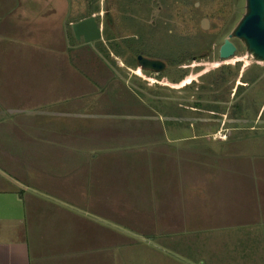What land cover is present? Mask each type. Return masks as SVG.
<instances>
[{
	"label": "crops",
	"instance_id": "crops-1",
	"mask_svg": "<svg viewBox=\"0 0 264 264\" xmlns=\"http://www.w3.org/2000/svg\"><path fill=\"white\" fill-rule=\"evenodd\" d=\"M55 5L0 0V264H134L127 247L148 248L149 263L264 264L261 140L241 152L264 136L263 107L249 115L235 101L248 81L233 103L218 98L231 115L202 107L225 118L213 132L202 113L164 127L136 96L137 109L109 112L117 99L71 79L68 58L65 86L45 77L64 48ZM92 97L98 110L75 109Z\"/></svg>",
	"mask_w": 264,
	"mask_h": 264
},
{
	"label": "rangeland",
	"instance_id": "rangeland-1",
	"mask_svg": "<svg viewBox=\"0 0 264 264\" xmlns=\"http://www.w3.org/2000/svg\"><path fill=\"white\" fill-rule=\"evenodd\" d=\"M160 2L162 3L155 5H136L133 0H54L55 6L59 8L57 18L59 31L55 44L64 48L62 52H58L54 58H51L54 65H59V70L53 66L50 70H45V77L59 78V84L62 86H65L64 82L68 75L71 79L84 80L83 83L89 85H86V88H93L92 92L108 95L109 99H117V102L105 104L107 106L104 108L109 112L119 110L129 112L132 108L137 109L134 104L138 97L145 105L143 110L140 111L139 108L140 112H146L148 107L149 111L154 113L153 116L168 118L164 121V127L176 128L179 125L173 120L176 117L184 116L181 121L188 126L189 124L196 126L200 119L206 117L207 122L211 124V132L214 131H212L213 128H216L215 126L223 124L225 118L221 113L206 111L207 105H216L218 98H227L229 94L233 103L232 96L236 86L242 81H248L249 86L235 97V101L242 98V107L245 106V113L249 115H255L263 107L261 117L264 121V63L258 62L248 53L241 39L230 38L247 12V0H164ZM91 10L93 15L97 16L104 35L99 41L84 43L83 40L73 38L71 25L92 16L89 15ZM107 12L112 17L111 24L107 21ZM204 19L209 21L208 30L201 26ZM153 21H161V27L158 25L159 31L155 33H152L155 29ZM106 36L109 38L107 39ZM136 36L147 44L152 40L161 52H169L172 59L179 54L180 50L186 51V57L188 56L190 61L187 62L183 77L176 75L179 72L175 69L163 73L162 78H156L145 72L141 74L139 70L134 69V59L130 50L123 55L115 54L114 56L110 53L101 54L98 50L106 43L109 46H118L119 42L134 39ZM227 39L235 44L237 51L231 58L222 59L219 51ZM47 42L51 44L50 41ZM66 46L72 49L69 53L66 52L68 51L65 49ZM49 56L51 54H45V58ZM192 56L197 59L193 60ZM67 58L71 66L70 72L74 75L71 73L67 75L68 71L64 69ZM221 71L225 74L227 82L216 87L210 81ZM96 84H98V90ZM75 88L79 96L83 88ZM99 101L100 98L92 97L88 101L77 103L75 109L81 112L96 111L101 104ZM245 102H248V105ZM232 103L227 104L224 101L218 105L225 110L229 108L231 115ZM203 106H206L205 111ZM197 107L199 110L196 109ZM190 112L202 113L204 117L199 114L192 116ZM157 121H155L156 125H158ZM141 123L143 122L139 125ZM238 123L248 124L243 120ZM257 125L262 123L259 122ZM188 126L186 130L189 129ZM197 127L199 128V125ZM220 133L210 137L220 139L223 137ZM255 134L252 133L247 137L249 143L246 146H242L245 143L243 142L241 152L254 155L255 142L260 139L257 147L258 151L263 153L264 136H254ZM258 134H264V132ZM189 144L191 143L188 142ZM233 148L234 146H231L229 150L232 151ZM237 152H239L238 148ZM127 248L131 249H127L126 258L134 259V264H164L162 259L149 263L154 254L148 248ZM159 252L155 251L157 255H161Z\"/></svg>",
	"mask_w": 264,
	"mask_h": 264
},
{
	"label": "water",
	"instance_id": "water-1",
	"mask_svg": "<svg viewBox=\"0 0 264 264\" xmlns=\"http://www.w3.org/2000/svg\"><path fill=\"white\" fill-rule=\"evenodd\" d=\"M208 19L203 20V29L208 30ZM72 30L77 40L92 43L103 38L102 28L96 16L84 18L73 23ZM241 39L248 50L258 62L264 63V0H247V12L230 35V38ZM237 47L230 40H225L220 49V57L228 59L235 55ZM143 67H156L157 63L142 59Z\"/></svg>",
	"mask_w": 264,
	"mask_h": 264
},
{
	"label": "flooded vegetation",
	"instance_id": "flooded-vegetation-1",
	"mask_svg": "<svg viewBox=\"0 0 264 264\" xmlns=\"http://www.w3.org/2000/svg\"><path fill=\"white\" fill-rule=\"evenodd\" d=\"M163 1L164 0H160ZM158 0H133V3L136 5H155L157 3H162ZM96 16V15H93ZM90 17V16H89ZM107 21L111 24L112 23V17L109 12L106 13ZM97 18V16H96ZM98 21V18H97ZM99 26L101 27L100 22L98 21ZM153 24L155 25V29L152 33H155L158 30V25L161 27V21H153ZM203 22L201 23L202 26ZM163 25V24H162ZM165 25V24H164ZM157 26V27H156ZM208 25V29H209ZM203 28V26H202ZM73 32V30H72ZM102 29V35H104ZM171 33V31H170ZM74 36V33H73ZM108 39L109 37L106 36ZM75 39V36H74ZM85 43V42H84ZM105 44V43H104ZM98 49V48H97ZM101 54L103 53H110L111 55H123L124 52L126 53L128 50L131 51L132 57L134 59V64L135 68L139 70V72L142 73H148L150 75L156 76V78H162V74L170 71L171 69H175L177 72L176 75L178 74L179 76L184 75L183 72L186 69L188 56L186 57L187 52L184 50H180L179 54L175 56V58L172 59V56L169 54V52H161L159 48L157 47V44L155 45V42L152 40L150 41L149 44L145 43L143 40L141 41V38L139 36H136L134 39H129V40H124L119 42L118 46H109L107 43L103 46H101V49H98ZM119 53V54H118ZM220 55V51H219ZM117 58V56H115ZM122 57V56H121ZM193 60H196L197 58L195 56H192ZM142 59L147 60L150 62H155L157 63L156 67H143L142 65ZM114 63V62H113ZM115 64V63H114ZM116 65V64H115ZM171 77V76H170Z\"/></svg>",
	"mask_w": 264,
	"mask_h": 264
},
{
	"label": "trees",
	"instance_id": "trees-1",
	"mask_svg": "<svg viewBox=\"0 0 264 264\" xmlns=\"http://www.w3.org/2000/svg\"><path fill=\"white\" fill-rule=\"evenodd\" d=\"M90 13V12H89ZM89 15H93V11L91 10V13L89 14ZM73 38H74V36H73ZM98 47V46H97ZM101 49V48H100ZM119 54V53H118ZM223 70V69H222ZM182 77H183V75H182ZM181 77V78H182ZM180 78V79H181ZM224 82H227V80H226V77H225V74L224 73H222V71L221 72H219L218 73V75L216 76V78H214V79H212L211 81H210V83H212L214 86H216V87H220L222 84H224ZM204 88H206V87H204ZM243 87L241 86L240 87V89H242ZM239 89V90H240ZM239 92V91H238ZM139 103H141V101L139 102ZM208 106V108L206 107V106H203V107H206V109H210V110H221V108H220V105H213V106H211V105H207ZM236 109L238 110H240V106L237 104L236 105Z\"/></svg>",
	"mask_w": 264,
	"mask_h": 264
}]
</instances>
